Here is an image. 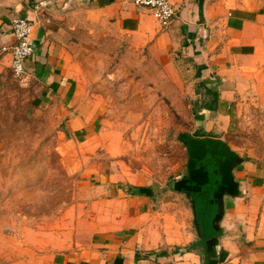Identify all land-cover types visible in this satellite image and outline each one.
I'll return each mask as SVG.
<instances>
[{"label": "crops", "instance_id": "obj_1", "mask_svg": "<svg viewBox=\"0 0 264 264\" xmlns=\"http://www.w3.org/2000/svg\"><path fill=\"white\" fill-rule=\"evenodd\" d=\"M169 1L176 17L163 28L151 10L134 0H0V106L14 84L12 55L3 49L14 45L16 16L34 22L35 53L26 62L23 83L36 94L34 106L59 115L64 106L75 104L67 51L50 26L52 17L69 6L87 12L93 23L114 27L135 49L150 48L164 64L167 84L188 91L184 101L205 126L212 115L219 119L222 109L231 110L248 95L264 100V0H204L202 11L197 0ZM40 3L43 7L36 10ZM67 122L77 142L97 143L91 128L82 135L78 117ZM234 175L240 196L226 197L214 254L209 255L196 227L194 238L190 233L175 237L168 223L153 227L163 217L153 211L150 187L102 172L91 176L93 185L79 208L65 211L68 222L23 232L19 242H8L7 259L10 264H203L208 256L211 264H264V166L245 161ZM198 242L203 245L187 251Z\"/></svg>", "mask_w": 264, "mask_h": 264}, {"label": "rangeland", "instance_id": "obj_2", "mask_svg": "<svg viewBox=\"0 0 264 264\" xmlns=\"http://www.w3.org/2000/svg\"><path fill=\"white\" fill-rule=\"evenodd\" d=\"M71 7L55 14L50 26L67 51L75 104L60 109L61 118L55 109H37L35 92L14 78L0 106V264H10L8 242H19L23 232L68 222L65 211L79 208L91 176L102 172L150 187L153 211L164 218L153 227L168 223L175 237L194 238L191 198L174 188L188 172L183 135L196 138L202 130L207 137L201 139L221 138L245 161L264 166L260 96L222 109L205 126L184 101L188 91L167 84L164 64L150 48L135 49L114 27L93 23L87 12ZM73 117L83 136L94 130L95 145L69 133Z\"/></svg>", "mask_w": 264, "mask_h": 264}, {"label": "water", "instance_id": "obj_3", "mask_svg": "<svg viewBox=\"0 0 264 264\" xmlns=\"http://www.w3.org/2000/svg\"><path fill=\"white\" fill-rule=\"evenodd\" d=\"M181 138L189 153L188 172L187 177L176 182L174 188L178 192H185L187 197L191 198L194 214L196 207L193 195L197 194L196 198H199L210 193L209 202L216 207V214L212 220L215 235L207 241V252L211 255L218 248L226 197L240 196V183L236 180L234 172L245 159L223 140L194 138L190 135H183ZM195 227L201 234L196 215Z\"/></svg>", "mask_w": 264, "mask_h": 264}, {"label": "built area", "instance_id": "obj_4", "mask_svg": "<svg viewBox=\"0 0 264 264\" xmlns=\"http://www.w3.org/2000/svg\"><path fill=\"white\" fill-rule=\"evenodd\" d=\"M134 3L136 6L151 10L163 28L169 27L176 17V10L169 0H134ZM42 6L43 3H40L36 10ZM33 30L34 22L28 18L19 16L12 18L11 31L14 45L11 48H4L3 52H11L13 76L19 80L27 78L26 62L35 53L32 43Z\"/></svg>", "mask_w": 264, "mask_h": 264}, {"label": "trees", "instance_id": "obj_5", "mask_svg": "<svg viewBox=\"0 0 264 264\" xmlns=\"http://www.w3.org/2000/svg\"><path fill=\"white\" fill-rule=\"evenodd\" d=\"M197 1L202 11L204 0H197ZM215 96H217L216 93H215ZM206 109H209V108H206ZM201 137H207V135L203 132H198L196 135V138H201ZM194 199H195V207H196L195 208L196 220L199 224L201 233L205 239H210L215 235V232L212 228V220L216 214V207L215 205H212L209 202L210 193L208 195V198H202V197L196 198L195 197ZM202 245H203V242H198L196 244H193L189 248H187V251L196 250ZM203 264H211L210 258L208 256H204Z\"/></svg>", "mask_w": 264, "mask_h": 264}, {"label": "flooded vegetation", "instance_id": "obj_6", "mask_svg": "<svg viewBox=\"0 0 264 264\" xmlns=\"http://www.w3.org/2000/svg\"><path fill=\"white\" fill-rule=\"evenodd\" d=\"M205 165H207V164L205 163ZM208 167H209V166H208ZM186 177H187V175L184 176L182 179H184V178H186ZM208 195H209V193H208L207 195H202V196H200V197H202V198H208ZM193 197H194V198L197 197V194H194ZM200 197H199V198H200ZM192 199H193V198H192ZM201 234H202V233H201ZM202 237H203V238H202V239H203V242H207L208 240L211 239V238H210V239H205L203 235H202Z\"/></svg>", "mask_w": 264, "mask_h": 264}]
</instances>
